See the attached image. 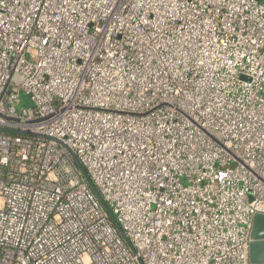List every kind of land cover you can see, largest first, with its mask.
Returning <instances> with one entry per match:
<instances>
[{
  "label": "built area",
  "instance_id": "built-area-1",
  "mask_svg": "<svg viewBox=\"0 0 264 264\" xmlns=\"http://www.w3.org/2000/svg\"><path fill=\"white\" fill-rule=\"evenodd\" d=\"M0 129V264H249L264 0H0Z\"/></svg>",
  "mask_w": 264,
  "mask_h": 264
},
{
  "label": "water",
  "instance_id": "water-1",
  "mask_svg": "<svg viewBox=\"0 0 264 264\" xmlns=\"http://www.w3.org/2000/svg\"><path fill=\"white\" fill-rule=\"evenodd\" d=\"M74 159L78 166V169L80 170V172L82 173L88 184L90 185L91 189L94 191V193L101 201V203L105 206L108 214L112 217L109 208L104 204L102 198L99 195V192L97 191L93 183L90 181L82 165L79 163L76 157H74ZM116 226L118 229H120V227L117 224ZM250 239L251 242L249 244V249H248L249 264H264V215L258 214L254 216L252 221ZM125 240L127 243H129L127 239Z\"/></svg>",
  "mask_w": 264,
  "mask_h": 264
},
{
  "label": "rangeland",
  "instance_id": "rangeland-1",
  "mask_svg": "<svg viewBox=\"0 0 264 264\" xmlns=\"http://www.w3.org/2000/svg\"><path fill=\"white\" fill-rule=\"evenodd\" d=\"M20 99H21V105L20 106H23V107H31L32 106V103H31L29 97L26 96L25 94H21Z\"/></svg>",
  "mask_w": 264,
  "mask_h": 264
}]
</instances>
